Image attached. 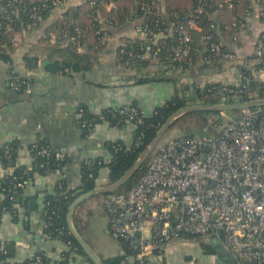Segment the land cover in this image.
I'll list each match as a JSON object with an SVG mask.
<instances>
[{"label": "built area", "instance_id": "2783aa9c", "mask_svg": "<svg viewBox=\"0 0 264 264\" xmlns=\"http://www.w3.org/2000/svg\"><path fill=\"white\" fill-rule=\"evenodd\" d=\"M24 9L23 0H0V39L14 42L15 29L20 18L26 20L24 29L39 24L42 9L66 10L70 0H38ZM239 0H197L178 19L166 16L164 0H139L140 9L149 13L152 26L134 24V42L137 48L117 47V59L125 67L137 62L157 59L159 49L165 48L167 62L191 65L199 59L208 68H218L234 62L240 71L236 86L222 85L218 104L263 100L259 89L264 80L255 75L264 70V8L261 0H249L250 8L243 17H233V39L244 32L246 19L253 13L262 24L255 40L254 53L238 58L220 39L215 15L220 9H233ZM94 8L91 15L98 38L97 46L107 45L112 35L111 21L101 8L116 12L114 0H88ZM212 14V16H211ZM136 18L129 16L130 22ZM71 27L50 31L44 35V44L51 48H70L85 53L87 44L77 19L69 16ZM225 28L227 26H224ZM219 34V36H218ZM162 38H173L165 45ZM161 40V45L159 41ZM150 40V43H148ZM139 41V40H138ZM256 81L252 87L247 80ZM10 85L15 90L31 91L28 78L12 72ZM127 121L138 122L143 110L134 103L117 109ZM219 111L213 127L215 134L206 131L183 133L161 145L146 160L144 172L123 192L103 194L101 204L107 217V232L119 241L126 240L136 252L138 264H157L146 258L178 239L191 237L213 238L234 264H264V104L239 110ZM86 123H83L85 125ZM36 148V147H35ZM13 148L5 145L3 155L11 157ZM36 153L47 158L49 150L40 146ZM42 165V164H41ZM12 175L9 170L8 176ZM16 177H12L15 179ZM28 182L21 179L17 186ZM13 199V195H10ZM44 198H41L43 203ZM45 221V220H44ZM45 226V223H44ZM192 240V239H191ZM74 255H77L73 252ZM39 258L33 263L38 264ZM72 263V261H71ZM0 264H6L3 260ZM55 264H59L58 261Z\"/></svg>", "mask_w": 264, "mask_h": 264}, {"label": "crops", "instance_id": "0c3cea01", "mask_svg": "<svg viewBox=\"0 0 264 264\" xmlns=\"http://www.w3.org/2000/svg\"><path fill=\"white\" fill-rule=\"evenodd\" d=\"M85 1L70 0L69 5H82ZM261 2L264 8V0ZM59 14V10L51 9L49 15L33 29L15 32L14 42L0 39V199L3 195L1 181L8 176L9 170L15 168L5 160V145L13 147L10 163L31 175L22 187L16 185L15 198L20 199L19 202L14 199V210L5 209L0 213V245L9 262L31 261L40 255L57 262L61 252L69 249V245L59 239L41 236L45 221L42 216L44 203L40 200L46 195H55L57 183L62 178L70 188L78 189L83 183L85 163H106L116 142L127 145L133 142L135 124L117 122L112 117H105V112L134 103L149 115L157 105L175 96L183 97L185 105L203 104L195 97L197 87L216 82L236 86L240 82V71L234 62L224 63L218 68L203 67L200 60L186 68L122 67L116 50L126 37L135 38L134 24L141 22L137 18L134 23L128 21L116 30L107 45L95 53L48 47L42 41L44 30ZM246 23L244 32L237 35V39L219 32L223 45L238 58L253 55L255 40L262 27L255 13L246 19ZM25 56L33 58L35 67L25 65ZM64 62H77L79 66L63 71L51 69L55 63L62 65ZM12 72L29 79L30 92L11 87ZM144 77L150 80L142 81ZM255 79L264 80V70L258 72ZM86 115L94 118L88 132L83 125L87 123L84 120ZM38 143L62 161L58 171H39L32 150ZM107 180V168L101 167L95 178V187L108 184ZM102 196V193H96L78 203L71 221L83 240L103 260L121 254L122 250L119 242L107 232ZM31 200H34L33 205L29 203ZM97 217V230L102 225L101 232L99 230L102 240L93 243L88 229ZM179 240H188L189 245L194 243L196 249L189 250L187 246L181 252L180 244L183 243L174 245L173 241L160 253L152 251L146 258L157 264H234L213 238L201 237L198 242L187 238ZM202 243L214 244L219 252H203ZM7 244L13 245L10 253L7 252ZM71 264L89 262L77 254Z\"/></svg>", "mask_w": 264, "mask_h": 264}, {"label": "trees", "instance_id": "16d2710c", "mask_svg": "<svg viewBox=\"0 0 264 264\" xmlns=\"http://www.w3.org/2000/svg\"><path fill=\"white\" fill-rule=\"evenodd\" d=\"M118 6L117 11L108 12L104 8H101L102 13L105 17H109L111 21V30L110 33H116V30L122 28L129 20V16L137 19H141L143 24H147L152 26L151 19L152 16L146 11H142L140 9V5L137 4L139 0H114ZM197 0H164V7L166 16L170 19L178 20L180 19L184 13L189 9L191 5H194ZM38 0H23L24 7L22 8L21 15H23L24 9L28 8L32 4H38ZM250 8L249 0H239L234 4L233 9H220L218 14L215 15V21L218 24V28L220 29V33L229 35L231 38L235 34L234 28L231 26L233 17L236 16L238 18L243 17L246 11ZM94 8L89 4L88 0L85 1L82 5H74L67 6L65 11H62L59 16L50 24H48L44 30V34L42 37V41L45 39L44 35H46L50 31H58L61 28L68 29L71 27V23H69V16L77 19L80 24L83 35L82 40L87 44L88 50L86 53H95L102 49L101 46H97L98 38L95 34V30L93 28V20L91 15L93 14ZM50 13V10L42 9L39 12L41 16V20H44ZM212 16V14H211ZM264 19V18H263ZM26 20L24 18H20L17 22V26L15 32L24 29ZM224 26H227L226 28ZM3 40V38H1ZM130 39V38H129ZM163 39V40H162ZM159 41V45H161V40L165 45H170L172 43L173 38H162ZM139 40V41H138ZM141 43L140 39H136V41L131 42L128 41L126 37L121 41V44L126 49L129 48H137ZM70 49V48H66ZM72 50V49H70ZM74 51V50H73ZM168 53L165 48L159 49V57L157 59H148L144 61H140L135 63L132 66L124 68H145L147 66L159 67V66H172L176 68H186L189 66L187 63L175 64L165 61L164 57ZM199 59H196L191 63L193 65ZM25 65L28 67H35V62L33 58L25 56L24 57ZM72 65V66H71ZM79 64L75 62L74 64H70L68 62L60 64H54L51 69H60L63 71L67 68L77 69ZM203 67H206L203 64ZM70 68V69H71ZM240 71L246 73L245 68H240ZM18 76L22 77L18 72H14ZM142 81L150 80L149 77H144L141 79ZM247 82L255 87L257 85L256 81L249 79ZM222 92V85L220 83H212L207 85L206 87L200 88L197 87L194 90L195 97L199 98L206 104H216L219 102V95ZM259 96L264 97V90L259 89ZM185 99L181 96L173 97L172 99L166 100L160 105H157L153 111L149 114H143L140 116L138 122L130 121L135 124V136L133 142L131 144H124L122 142H116L111 148V158L108 162H102L100 164H95L93 162H87L84 165V173H83V183L78 189L70 188L66 180L64 178L60 179L57 183V189L55 195H46L43 200V211L42 216L45 220V226L42 228L41 236L43 238L48 239H59L66 244L69 245V249L61 252L59 264H71L74 257L72 253L80 255L85 258L89 264H93L90 259L87 257L81 246L77 243L76 239L70 233L66 221V213L68 209V205L77 197L79 194L93 189L95 187V178L97 177L98 171L101 167H106L108 171V180L107 183L112 182L119 178L137 159L142 150L146 147L149 141L152 139L158 128L163 124L166 118L176 109L184 106L186 104ZM239 110L231 111V114H238ZM218 115V111H191L184 113L177 117L174 122H177L180 126L181 130L184 133L191 132L197 133L200 131H206L210 134H215L214 129L212 128L213 124H216L215 116ZM105 117L114 118L120 123L127 121L126 116L122 113H119L117 109H110L104 114ZM87 123L84 128L88 132L90 129L91 123L94 121V118L91 115H86L85 119ZM40 146H44L40 143L35 145L32 150L34 152V157L38 162L39 171L41 173H45L46 171H58L61 168V160L57 159L54 154L49 151V156L47 158L40 156L36 153L37 149ZM12 147V146H11ZM36 147V148H35ZM13 148V147H12ZM13 151L11 152L12 157ZM10 157V159H11ZM6 160L9 165L14 166L15 168L12 170L11 176H6L1 181V194L2 197L0 199V213L3 210H11L13 211V203L18 191V187L16 186V182L21 179L31 178V175H28L27 171H24L22 168L16 167L15 164H11V160ZM145 163L139 168L135 174L126 181L120 188L115 190L114 192H123L130 188L137 180V178L144 172ZM42 164V165H41ZM63 164V163H62ZM58 169V170H57ZM12 177H16L12 179ZM113 192V193H114ZM10 195H13V199H10ZM191 239H196L200 241V237H191ZM122 250V253L115 256H109L104 258L103 264H138V259L136 258V252L133 250L132 246L126 240L118 241ZM203 252L205 253H214L219 252L218 248L212 243H202ZM7 255L3 253V247L0 245V261L3 260L6 264H30L33 263L34 260L24 261V262H9L6 260ZM55 260L51 262L48 257L40 255L38 264H55ZM199 264V263H198Z\"/></svg>", "mask_w": 264, "mask_h": 264}, {"label": "water", "instance_id": "95a60500", "mask_svg": "<svg viewBox=\"0 0 264 264\" xmlns=\"http://www.w3.org/2000/svg\"><path fill=\"white\" fill-rule=\"evenodd\" d=\"M148 43H150V40H148ZM264 104L263 100H254V101H248V102H240V103H229V104H187L184 105L175 111H173L163 122V124L158 128L152 139L149 141V143L146 145V147L142 150V152L139 154L137 159L134 161V163L116 180L109 182L108 184L101 186V187H94L93 189H90L88 191H85L81 194H79L77 197L74 198V200L68 205L67 213H66V221L68 225V229L70 233L73 235V237L76 239L77 243L81 246L87 257L90 259V261L93 264H103L102 259H100L95 252L91 249V247L83 240V238L79 235V233L75 230L73 227L71 217L73 209L76 207L78 203H80L82 200H84L86 197L92 196L96 193H102L107 194L114 192L118 188H120L126 181H128L132 176L135 174V172L141 168L143 163L147 160L155 146L157 145L161 135L164 133V131L169 127V125L174 121L177 117L180 115L191 112V111H234V110H240L243 108H249L256 105H262ZM19 197L15 198V201L19 202ZM31 205L34 204V200L29 201ZM13 245L7 244L6 249L7 252L10 253Z\"/></svg>", "mask_w": 264, "mask_h": 264}, {"label": "rangeland", "instance_id": "374dc122", "mask_svg": "<svg viewBox=\"0 0 264 264\" xmlns=\"http://www.w3.org/2000/svg\"><path fill=\"white\" fill-rule=\"evenodd\" d=\"M183 98V97H182ZM185 101V100H184ZM214 125V124H213ZM213 129H217V127H213ZM184 132H183V130H181V128H180V126L178 125V123L177 122H174V121H172V123L169 125V127L164 131V133L161 135V137H160V139H159V141H158V143H157V145L155 146V148L153 149V151L151 152V157H152V155L154 154V152L161 146V145H163L164 143H166L168 140H170V139H172V138H175V137H177V136H179V135H181V134H183ZM92 221V220H91ZM98 222H99V219H98V217L96 218V219H94L93 220V223H92V226L90 227V224H89V229H88V235L91 237V238H93V239H91V242H98V240H99V242H100V240H102V237L100 236V232H101V230H102V225H100V232H99V230H97V228H98ZM106 242V241H105ZM104 242V243H105ZM175 242V244L174 245H179L180 243H183V244H180L181 246H180V249L181 250H183V251H181V252H184V250L186 249V247L188 246V248H189V250H194V249H196L195 248V244L193 243V244H188L189 242H188V240H179V241H177V240H175L174 241ZM194 242H198V240H196V241H194ZM173 243V242H172ZM103 244V243H102ZM177 248H179V247H177Z\"/></svg>", "mask_w": 264, "mask_h": 264}]
</instances>
